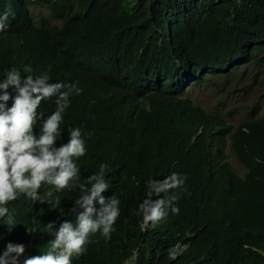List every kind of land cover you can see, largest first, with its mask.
<instances>
[{"label": "trees", "instance_id": "16d2710c", "mask_svg": "<svg viewBox=\"0 0 264 264\" xmlns=\"http://www.w3.org/2000/svg\"><path fill=\"white\" fill-rule=\"evenodd\" d=\"M9 5L0 80L11 67L27 75V65L34 77L47 72L50 82L82 88L70 96L57 146L69 127H81V180L107 163L102 195L121 201L111 239L91 235L72 264H125L134 250L136 264H264V116L234 124L187 94L242 66H264V0H0V13ZM37 6L49 9L39 21ZM54 101L39 111L49 114ZM173 172L188 177L185 191L176 190L179 215L142 230L148 180ZM39 191V201L20 196L8 205L18 224L11 233L0 220V253L23 243L21 264L47 251L54 232L44 225L56 231L83 211H70L78 188Z\"/></svg>", "mask_w": 264, "mask_h": 264}, {"label": "clouds", "instance_id": "9594fccd", "mask_svg": "<svg viewBox=\"0 0 264 264\" xmlns=\"http://www.w3.org/2000/svg\"><path fill=\"white\" fill-rule=\"evenodd\" d=\"M10 15L14 13L9 5L0 13V32L8 29ZM32 71L26 65L23 73L27 75H22L19 68L11 67L0 80V220L6 219L7 231L11 233L18 224L8 205L20 196L35 202L40 200L39 190L44 185L53 186L57 192L78 188L83 195L75 200L70 211L76 212V205L83 211L76 213L74 222L63 221L56 231H53V222L44 225L46 232H54L47 251L25 257L22 262L72 264L74 256L87 254L91 235L99 233L106 241L111 239L121 214V201L115 195L107 198L102 195L110 188L105 179L107 163H101L98 172L81 180L77 160L87 153L81 127H69L70 138L57 146L63 134L61 124L70 106V96L81 95L83 89L75 83L50 82L47 72L34 77L30 74ZM53 98V111L47 115L39 111L43 102ZM243 131L249 133L248 129ZM187 179V175L173 172L161 180H148L146 198L137 212L142 217V230L149 226L155 228L166 221L170 213L179 215L180 193L176 190L185 191ZM26 231L31 233L29 229ZM25 252L23 243L10 241L0 253V264H21L20 258ZM138 256L134 250L125 264H136ZM169 258L176 259V255L170 253Z\"/></svg>", "mask_w": 264, "mask_h": 264}, {"label": "rangeland", "instance_id": "374dc122", "mask_svg": "<svg viewBox=\"0 0 264 264\" xmlns=\"http://www.w3.org/2000/svg\"><path fill=\"white\" fill-rule=\"evenodd\" d=\"M36 19L49 15L46 6L33 8ZM55 22V20H53ZM242 66L229 76L215 79L217 85L206 81L201 86L189 87L187 94L207 111L223 116L231 123L252 116H264V66L250 65L249 72ZM234 166L242 173L245 168L232 156Z\"/></svg>", "mask_w": 264, "mask_h": 264}, {"label": "bare ground", "instance_id": "6f19581e", "mask_svg": "<svg viewBox=\"0 0 264 264\" xmlns=\"http://www.w3.org/2000/svg\"><path fill=\"white\" fill-rule=\"evenodd\" d=\"M129 2V1H128ZM173 17V16H172ZM35 19V18H34ZM159 19V18H158ZM81 32V31H80ZM80 51V50H79ZM84 53H86V52H84ZM87 54V53H86ZM83 57V56H82ZM95 58V57H94ZM81 60V59H80Z\"/></svg>", "mask_w": 264, "mask_h": 264}]
</instances>
